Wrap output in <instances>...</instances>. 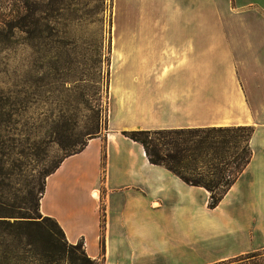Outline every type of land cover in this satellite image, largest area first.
I'll list each match as a JSON object with an SVG mask.
<instances>
[{"label": "crops", "instance_id": "crops-1", "mask_svg": "<svg viewBox=\"0 0 264 264\" xmlns=\"http://www.w3.org/2000/svg\"><path fill=\"white\" fill-rule=\"evenodd\" d=\"M165 4L170 28L152 35L149 65L127 73L138 89L115 110L111 101L106 132L63 159L39 200L70 244L104 264H217L264 249V0ZM237 126L252 127L253 157L216 208L207 188L151 163L124 134Z\"/></svg>", "mask_w": 264, "mask_h": 264}, {"label": "rangeland", "instance_id": "rangeland-1", "mask_svg": "<svg viewBox=\"0 0 264 264\" xmlns=\"http://www.w3.org/2000/svg\"><path fill=\"white\" fill-rule=\"evenodd\" d=\"M167 9L165 0H0V35L11 37L0 46V218L13 224L0 229V253L14 256L0 264H71L58 255L71 250L59 226L39 214L47 174L106 132L111 101L115 110L138 89L127 73L142 58L149 65ZM197 135L154 138L167 156ZM28 217L38 224L16 222Z\"/></svg>", "mask_w": 264, "mask_h": 264}, {"label": "trees", "instance_id": "trees-1", "mask_svg": "<svg viewBox=\"0 0 264 264\" xmlns=\"http://www.w3.org/2000/svg\"><path fill=\"white\" fill-rule=\"evenodd\" d=\"M18 1L24 5L28 3V0ZM20 14L21 11L17 10L16 14L12 15L11 17H9L8 14H6V16L9 17V21H14L15 19L20 18ZM8 26L16 28L17 25L9 24ZM37 39L38 38H34V41H36ZM10 40L11 37L1 34L0 46H7ZM33 46L35 47V43H33ZM163 133H205V136L197 135L196 137L183 140V143L178 144L177 147H175L176 149L173 150L174 153H172L171 155L162 156V149L159 148L160 145H162V141L160 139L154 138V136ZM224 133L233 134L231 136L216 135ZM124 134L144 145L147 156L151 163L167 167L169 170L179 175L183 180L191 185L207 188L211 193L209 203V206L211 208H216L219 206L229 190L247 169L253 157V150L251 147V137L253 134V129L252 127L248 126L208 127L194 129L133 130L126 131L124 132ZM86 145L87 144L82 146L74 153L82 151ZM103 151L104 154L102 157V165L103 168H105L106 152L105 149ZM61 162L56 166L54 170L48 173L47 176L54 172L61 164ZM204 167H207L208 171H211V173L214 175L212 179H207L205 177L206 171H203ZM195 174H197L198 176ZM45 218L52 219L50 217ZM16 222H21L20 224L23 225H34L38 224L39 221L28 217ZM56 224L58 225L57 222ZM2 225L12 226L13 224L7 219L0 218V229ZM60 230L64 235L63 230L61 228ZM103 231L104 219L102 217V234ZM101 242L102 250L104 252L103 236ZM69 246L71 249L70 251L63 250L58 255H60L61 257H64L65 255L71 257V264H104L105 262L104 256L101 259L90 258L85 252L83 241H80L77 244L69 243ZM80 248L83 249L82 256H78L76 252H74L75 250ZM10 253L12 252L0 253V257H8V259L10 257H14L11 256ZM75 257H82V259ZM217 264H264V249L241 255L229 261H224Z\"/></svg>", "mask_w": 264, "mask_h": 264}, {"label": "bare ground", "instance_id": "bare-ground-1", "mask_svg": "<svg viewBox=\"0 0 264 264\" xmlns=\"http://www.w3.org/2000/svg\"><path fill=\"white\" fill-rule=\"evenodd\" d=\"M96 197H98V193H96Z\"/></svg>", "mask_w": 264, "mask_h": 264}]
</instances>
